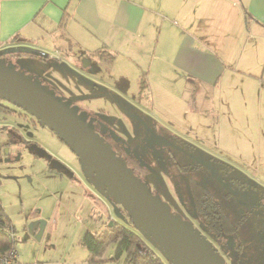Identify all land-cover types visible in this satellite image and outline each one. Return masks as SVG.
Here are the masks:
<instances>
[{
    "label": "rangeland",
    "instance_id": "374dc122",
    "mask_svg": "<svg viewBox=\"0 0 264 264\" xmlns=\"http://www.w3.org/2000/svg\"><path fill=\"white\" fill-rule=\"evenodd\" d=\"M160 9V17L165 15L172 25L165 34L162 32V50L169 56L181 25L168 0H161ZM242 32L240 47L245 40V27ZM155 39L154 35L150 44L153 50L161 47L160 42L156 46ZM256 40L260 41L258 37ZM152 52H147L150 57ZM4 58L24 73L44 79L55 95L96 117L128 142L153 169L141 173L150 193L189 224L206 245L216 250L213 249L224 264H264V93L261 98L257 90H245L239 79L233 77L238 72L221 77V85L212 91L211 101L202 104L200 97H193L192 86L176 81L170 85L158 82L162 73H157L155 60L149 77L140 72L138 81L139 76L132 73V81L129 78L114 88L100 78L109 80V72L115 74L116 70L121 77L119 63L102 60L105 65L99 67V80L86 73L82 67L86 60L80 56L75 65L64 58ZM164 76L169 80L175 78L172 72ZM259 76L264 81V69ZM179 146L190 152L189 157L175 148ZM191 157L207 160L215 177L221 180L220 175L225 180L222 182L230 196L222 204L226 209L229 206L232 217L246 215L233 235L236 250L223 242L227 235L212 238L194 214L189 178L215 192H223V188L201 168L182 171L181 165L189 164ZM0 203L15 231L16 264H89L87 251L80 244L87 230L102 229L108 218L131 224L114 196L80 165L56 134L2 99ZM147 243L165 264H175L162 248ZM114 250L115 245L110 244L103 253L106 261L99 264H123L124 254L112 260Z\"/></svg>",
    "mask_w": 264,
    "mask_h": 264
},
{
    "label": "crops",
    "instance_id": "0c3cea01",
    "mask_svg": "<svg viewBox=\"0 0 264 264\" xmlns=\"http://www.w3.org/2000/svg\"><path fill=\"white\" fill-rule=\"evenodd\" d=\"M168 2L181 25L169 56L162 50V32L172 25L165 15H159L161 0H0V48L28 45L49 52V57L58 52L60 59L74 65L80 56L87 61L82 67L95 79L105 63L93 52L106 51L114 56L112 64L119 63L121 77L116 70L115 74L109 72V80L100 79L114 88L129 78L132 81V73L139 76L138 81L140 72L149 77L155 60L157 73H162L158 82L192 86L193 97H200L202 104L211 101L221 77L238 72L242 77H233L245 90L259 91L262 98L264 81L259 73L264 69V0ZM244 27L245 40L240 47ZM154 35L156 46L161 43L157 50L150 47ZM151 50L150 57L147 52ZM166 72L175 78L167 79ZM151 82L155 84V80Z\"/></svg>",
    "mask_w": 264,
    "mask_h": 264
},
{
    "label": "water",
    "instance_id": "95a60500",
    "mask_svg": "<svg viewBox=\"0 0 264 264\" xmlns=\"http://www.w3.org/2000/svg\"><path fill=\"white\" fill-rule=\"evenodd\" d=\"M5 55L48 56L28 45L0 48V99L34 116L56 134L79 159L80 165L114 196L133 225L140 227L175 264H224L212 247L151 194L148 185L131 172L109 144L104 143L94 131L92 122L87 121L86 112L55 95L39 78L6 62ZM85 65L86 61L83 67ZM99 127L101 133H106L107 125L99 123ZM109 134L114 142L121 141L111 129Z\"/></svg>",
    "mask_w": 264,
    "mask_h": 264
},
{
    "label": "trees",
    "instance_id": "16d2710c",
    "mask_svg": "<svg viewBox=\"0 0 264 264\" xmlns=\"http://www.w3.org/2000/svg\"><path fill=\"white\" fill-rule=\"evenodd\" d=\"M245 14V19H249V15L246 12ZM93 54L105 62H113V56L106 51L97 50ZM234 181L239 184L236 179ZM188 182L193 206L201 217L207 233L213 237H222L234 233L238 225L244 221L243 218L240 224L234 222L222 205L217 201H213L212 196L202 185L192 178H189ZM120 210L122 214L125 213L124 216L131 223L130 226L113 221L111 227L104 226L98 231L91 232L87 230L84 233L80 244L87 251V262L89 264H99L106 261L103 259V253L110 244H113L115 250L112 260H117L121 254H124L123 264H165L147 243L150 241L155 245L154 241L140 227L133 225L121 205ZM10 230L14 235L15 231L11 221L0 203V259L3 254L15 249V241L9 237Z\"/></svg>",
    "mask_w": 264,
    "mask_h": 264
},
{
    "label": "flooded vegetation",
    "instance_id": "af4514ba",
    "mask_svg": "<svg viewBox=\"0 0 264 264\" xmlns=\"http://www.w3.org/2000/svg\"><path fill=\"white\" fill-rule=\"evenodd\" d=\"M16 56H17V58H16ZM14 57H15V59L14 60H16V59H21L22 58V55H14ZM5 59V58H4ZM7 62V61H6ZM16 68H18V67H16ZM33 76V75H32ZM34 78H39L40 79V82H41V84H44V85H46L47 86V88L48 89H51L47 84H46V82L44 81V79H42L41 77H35V76H33ZM62 100H64V99H62ZM71 105H75V104H71ZM79 108V111H84V110H81L80 109V107H78ZM32 117H34V116H32ZM35 118V117H34ZM87 121H91L92 122V124H93V128H94V131L95 132H97L99 135H100V137L103 139V141H104V143H107V144H109L110 146H111V148H112V150H113V152H114V154L120 159V160H122V161H124L125 162V164H126V166L128 167V168H130V170H131V172L134 174V175H136L138 178H139V180L140 181H143V182H145L146 184H147V182H146V178L145 179H143V177H142V175H141V173L144 171V170H149V171H152L153 169L151 168V167H149V165H148V163L146 162V161H144V160H142L141 158L142 157H140V155H138V154H136L132 149H131V147L129 146V144H128V142H125L122 138H121V141L120 142H114L112 139H111V137H110V134H109V127H108V129H107V131H106V133H101V131H100V127H99V120L98 119H96V117H93V116H90V115H87ZM58 138V137H57ZM68 147V146H67ZM176 149H178L182 154H184V155H186V156H188L189 157V154H190V152L189 151H187V150H185V149H182V147H175ZM193 159V160H192ZM191 161H190V163L189 164H186V165H181V170L182 171H190V172H193L196 168H201L202 169V171H203V173H206L207 175H211V176H213V179L214 180H216L217 182H218V184H219V187L221 188H223V192L221 191H219V192H215V191H212V190H210V189H208L207 187H205L203 184H201L199 181H197V180H195L196 182H198L200 185H202V187L209 193V195L210 196H212V198H213V201H217V202H219L221 205H222V207L225 209V211L228 213V215L231 217V219L234 221V222H236V223H239L240 224V221L242 220V219H240V218H243V220L244 219H246V215H244V214H242V213H240L239 214V216H241V217H239V218H234V217H232L233 215H232V213L230 212V210H228L229 209V206H228V209H226V207H224V205L222 204L223 202H222V200H227V198H228V196H230L229 194H230V190H228L226 187H225V185L223 184L224 182H225V180L222 178V176H220L219 175V177L221 178V180L219 179V178H216L215 177V175L212 173V168L210 167L211 165L209 164V162L207 161V160H204V159H199V158H197V157H191V159H190ZM178 165H179V163H177ZM220 173H222V169L220 168ZM225 173V172H224ZM213 174V175H212ZM193 179V178H192ZM222 181H224V182H222ZM231 181L232 182H234V183H236L235 181H234V179H231ZM105 188V187H104ZM221 188V189H222ZM191 196V195H190ZM191 201H192V198H191ZM192 204H193V202H192ZM193 209H194V214L198 217V218H200V220H201V217L198 215V213H197V211H196V209L194 208V206H193ZM123 215H125V213L123 214ZM113 221H115L114 219H110V218H108V220L105 222V224L103 225V227L104 226H108V227H111L112 226V224H113ZM201 223H202V221H201ZM243 223H244V221L240 224V225H238V227H237V229H236V231L234 232V233H236L238 230H239V228L243 225ZM202 226H203V228H204V230L206 231V229H205V226L203 225V223H202ZM207 232V231H206ZM234 233H231V234H229V235H227L228 236V238H225V240L223 241L227 246H229V247H233V249H237V247H236V245H235V237H233V235H234ZM232 236V237H231ZM212 238H214V239H219L220 237H213L212 236ZM213 244V243H212ZM214 249V248H213ZM215 250V249H214ZM216 251V250H215ZM241 253V252H240ZM238 256V255H237ZM220 258V257H219Z\"/></svg>",
    "mask_w": 264,
    "mask_h": 264
},
{
    "label": "built area",
    "instance_id": "2783aa9c",
    "mask_svg": "<svg viewBox=\"0 0 264 264\" xmlns=\"http://www.w3.org/2000/svg\"><path fill=\"white\" fill-rule=\"evenodd\" d=\"M50 56L55 58V59L61 58V54L58 52L54 53L53 55H50ZM47 57H49V56H47ZM9 237L11 238V240L15 241V237H14L11 230L9 233ZM16 261H17V252L15 249H11L1 256L0 264H16Z\"/></svg>",
    "mask_w": 264,
    "mask_h": 264
}]
</instances>
